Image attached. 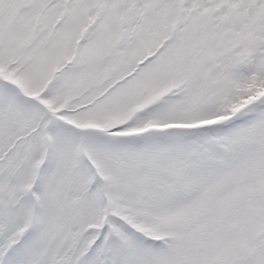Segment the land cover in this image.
Instances as JSON below:
<instances>
[{
	"label": "snow or ice",
	"instance_id": "1",
	"mask_svg": "<svg viewBox=\"0 0 264 264\" xmlns=\"http://www.w3.org/2000/svg\"><path fill=\"white\" fill-rule=\"evenodd\" d=\"M0 264H264V0H0Z\"/></svg>",
	"mask_w": 264,
	"mask_h": 264
}]
</instances>
